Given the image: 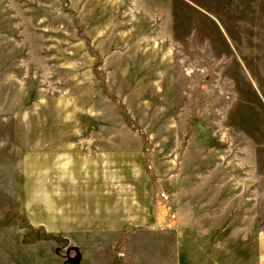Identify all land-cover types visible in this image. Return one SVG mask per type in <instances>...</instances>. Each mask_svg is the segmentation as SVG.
I'll list each match as a JSON object with an SVG mask.
<instances>
[{
    "label": "rangeland",
    "instance_id": "obj_1",
    "mask_svg": "<svg viewBox=\"0 0 264 264\" xmlns=\"http://www.w3.org/2000/svg\"><path fill=\"white\" fill-rule=\"evenodd\" d=\"M243 242L257 264L264 0H0V264H228Z\"/></svg>",
    "mask_w": 264,
    "mask_h": 264
},
{
    "label": "crops",
    "instance_id": "obj_2",
    "mask_svg": "<svg viewBox=\"0 0 264 264\" xmlns=\"http://www.w3.org/2000/svg\"><path fill=\"white\" fill-rule=\"evenodd\" d=\"M242 244H243V246H242ZM247 244H249V243H246V242H243V243H241L239 246H234L233 248H231L232 250H234V252H232L231 253V255L229 256V260H228V264H240V262H241V258L240 257H236V248H243V250H246L247 248H251L250 246H247ZM261 249H262V247H261ZM264 249V248H263ZM231 250V251H232ZM261 252H260V255H259V257H258V259H259V262L257 263V264H263L264 263V261L262 260V258H264V256H262V253L264 252V251H262V250H260ZM232 255H234V256H232ZM245 257V258H244ZM244 257H243V263L242 264H248V262H247V260H246V253H244ZM232 260H233V262H232Z\"/></svg>",
    "mask_w": 264,
    "mask_h": 264
},
{
    "label": "water",
    "instance_id": "obj_3",
    "mask_svg": "<svg viewBox=\"0 0 264 264\" xmlns=\"http://www.w3.org/2000/svg\"><path fill=\"white\" fill-rule=\"evenodd\" d=\"M70 260L64 261L63 264H69ZM70 264H78V260L76 259L74 262L70 263Z\"/></svg>",
    "mask_w": 264,
    "mask_h": 264
}]
</instances>
